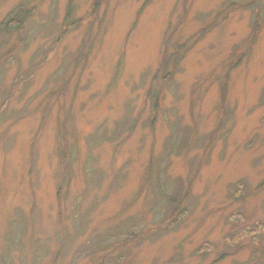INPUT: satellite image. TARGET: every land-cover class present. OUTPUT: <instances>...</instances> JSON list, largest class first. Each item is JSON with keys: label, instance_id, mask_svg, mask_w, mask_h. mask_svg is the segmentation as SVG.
Instances as JSON below:
<instances>
[{"label": "rangeland", "instance_id": "374dc122", "mask_svg": "<svg viewBox=\"0 0 264 264\" xmlns=\"http://www.w3.org/2000/svg\"><path fill=\"white\" fill-rule=\"evenodd\" d=\"M0 264H264V0H0Z\"/></svg>", "mask_w": 264, "mask_h": 264}, {"label": "trees", "instance_id": "16d2710c", "mask_svg": "<svg viewBox=\"0 0 264 264\" xmlns=\"http://www.w3.org/2000/svg\"><path fill=\"white\" fill-rule=\"evenodd\" d=\"M20 5L24 6V4H20ZM23 6H17L12 11V13L9 12L7 14V16L5 17L4 22H3L4 27H6V28L7 27H13L14 25H18L22 22V17L24 16V15H22V9H24ZM252 11H253V20L251 21V28H252V35L255 38L256 34H257L258 27H259V23L261 22V20H260L259 14L257 13V10L255 9V7H254V9H252ZM210 25H212V24H210ZM183 51H185L184 44L183 43L181 44L178 42L175 43V46L173 47V49H171V51L168 52L167 49H165L162 53V58H161V61L158 65L159 68L155 71L154 76H156L158 72H161V78L163 80L165 78H167V79L170 78L172 75V70L170 71V69H171V67H176L174 65H177V60L180 58V56L179 57H177V56L179 54H181V56H182ZM153 103L155 104L154 100H153ZM61 127H62L61 129H63V131H64V125H61ZM168 141L169 140H167V142ZM170 143L171 142L169 141L168 144H170ZM168 144H166L167 150L169 148H171L170 146H168ZM152 163H154V162L151 161L149 163V166ZM159 178H161V176H159ZM167 180L168 179H166V182H168L167 183V188H168V186L171 187L173 182H172V180H169V181H167ZM182 190H183L182 188L178 189V190L172 192V194H168V191H166V193L163 194L162 197L157 199V200H160V199L165 200L166 199V201L172 202L174 199H176L181 194ZM246 191L247 190H246V186L244 185V182L238 181V182H235L233 184V186L231 185V191H230L229 196L234 197L233 199H235V200H239L241 195H242V192L245 193ZM154 193H156V192H154ZM156 194L158 195V193H156ZM130 224H131V222L124 225V227H128Z\"/></svg>", "mask_w": 264, "mask_h": 264}]
</instances>
